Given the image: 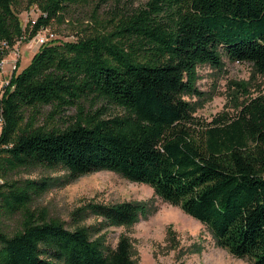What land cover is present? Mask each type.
<instances>
[{"label": "trees", "instance_id": "1", "mask_svg": "<svg viewBox=\"0 0 264 264\" xmlns=\"http://www.w3.org/2000/svg\"><path fill=\"white\" fill-rule=\"evenodd\" d=\"M28 3L40 13L23 28L19 0H0V60L52 21L79 30L74 40L41 44L3 86L0 213L21 218L11 234L0 222V264H134L126 237L104 246L87 227L30 210L45 181L3 177L35 165L61 166L71 180L110 170L147 184L206 225L217 246L264 264V95L209 122L195 121L183 98L199 94L196 67H219L223 55L264 74V0ZM74 6L82 19L70 16ZM98 103L106 105L93 109ZM111 106L120 113L106 114ZM145 207L124 201L91 209L106 224L130 225Z\"/></svg>", "mask_w": 264, "mask_h": 264}, {"label": "rangeland", "instance_id": "2", "mask_svg": "<svg viewBox=\"0 0 264 264\" xmlns=\"http://www.w3.org/2000/svg\"><path fill=\"white\" fill-rule=\"evenodd\" d=\"M124 1L138 8L146 0ZM108 9L102 6L99 12L103 15ZM71 10L73 18L85 16L79 6L71 7ZM14 11L23 28L30 27L40 13L35 5H29L28 0H19ZM78 30L67 19L62 23L55 20L37 35L46 34L47 42L63 43L74 40ZM26 34L16 40L2 57L0 91L2 83L8 81L12 73L24 68L41 45L37 42V35L28 39ZM195 88L199 94H187L183 98L191 103L195 121L209 122L218 114L235 113L249 98L264 95V74L253 72L248 62L239 63L223 55L219 67L209 64L196 67ZM103 104L98 103L93 109ZM85 105L88 109V104ZM120 111L111 106L106 114ZM67 114L74 115L75 108H70ZM3 179L18 183L26 179L44 180L46 189L33 197L30 210H44L47 216L61 220L69 228L87 227L91 238L104 246L114 247L121 237H126L134 264H250L247 259L236 258L217 246L206 225L154 195L149 185L128 180L114 171L98 170L71 180L61 166L35 165L10 172ZM124 201L146 202L144 213L130 225L106 224L91 209L93 204L111 205ZM20 218L19 212L10 215L1 212L3 230L10 234L16 231Z\"/></svg>", "mask_w": 264, "mask_h": 264}, {"label": "built area", "instance_id": "3", "mask_svg": "<svg viewBox=\"0 0 264 264\" xmlns=\"http://www.w3.org/2000/svg\"><path fill=\"white\" fill-rule=\"evenodd\" d=\"M32 22H34V20H32ZM37 35V34H36ZM35 35V36H36ZM34 36V37H35ZM36 39H37V42L39 43V44H43V43H45V42H47V36H46V34H39V35H37V37H36ZM3 45H4V42H3ZM3 62H4V60H3V58L0 60V71L2 70V67H3ZM237 62V61H236ZM14 68V67H13ZM11 77V76H10ZM10 79V78H9ZM9 81V80H8ZM8 81H6L5 83H2V88H1V91H0V95H1V93H2V90H3V86H5V85H7L8 84ZM3 125H4V117H3V113H2V110H1V107H0V133H1V130H2V127H3ZM2 181V179L0 178V182Z\"/></svg>", "mask_w": 264, "mask_h": 264}]
</instances>
